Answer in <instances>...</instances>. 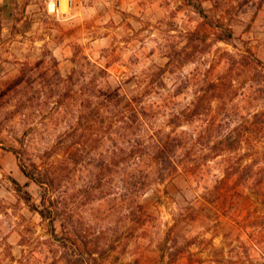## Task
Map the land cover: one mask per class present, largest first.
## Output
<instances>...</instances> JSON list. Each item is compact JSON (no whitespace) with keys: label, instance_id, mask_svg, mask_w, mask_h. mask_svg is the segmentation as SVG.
Segmentation results:
<instances>
[{"label":"clouds","instance_id":"9594fccd","mask_svg":"<svg viewBox=\"0 0 264 264\" xmlns=\"http://www.w3.org/2000/svg\"><path fill=\"white\" fill-rule=\"evenodd\" d=\"M0 264H264V0H0Z\"/></svg>","mask_w":264,"mask_h":264}]
</instances>
